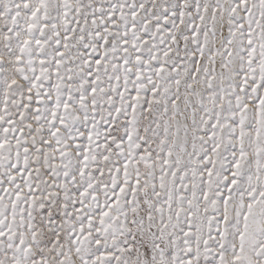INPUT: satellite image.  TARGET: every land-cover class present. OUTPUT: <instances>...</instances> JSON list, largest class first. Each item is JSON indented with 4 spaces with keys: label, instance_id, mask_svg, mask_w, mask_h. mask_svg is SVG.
<instances>
[{
    "label": "snow or ice",
    "instance_id": "obj_1",
    "mask_svg": "<svg viewBox=\"0 0 264 264\" xmlns=\"http://www.w3.org/2000/svg\"><path fill=\"white\" fill-rule=\"evenodd\" d=\"M0 264H264V0H0Z\"/></svg>",
    "mask_w": 264,
    "mask_h": 264
}]
</instances>
